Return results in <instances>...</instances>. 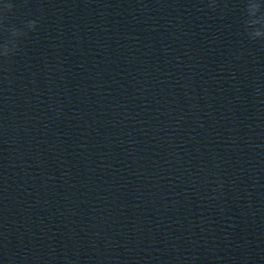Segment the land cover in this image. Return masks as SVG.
<instances>
[{"label":"water","instance_id":"95a60500","mask_svg":"<svg viewBox=\"0 0 264 264\" xmlns=\"http://www.w3.org/2000/svg\"><path fill=\"white\" fill-rule=\"evenodd\" d=\"M0 264H182L75 0H0Z\"/></svg>","mask_w":264,"mask_h":264}]
</instances>
